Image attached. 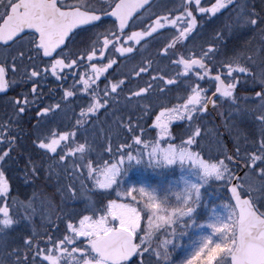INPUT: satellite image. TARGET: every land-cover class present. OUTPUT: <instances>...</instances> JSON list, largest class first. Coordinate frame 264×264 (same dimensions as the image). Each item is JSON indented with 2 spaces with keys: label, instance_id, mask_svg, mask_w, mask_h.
<instances>
[{
  "label": "snow or ice",
  "instance_id": "6c2138e0",
  "mask_svg": "<svg viewBox=\"0 0 264 264\" xmlns=\"http://www.w3.org/2000/svg\"><path fill=\"white\" fill-rule=\"evenodd\" d=\"M49 83L60 92L45 91ZM181 84L187 95L168 107ZM86 97L76 131L50 128ZM225 108L252 122L251 140ZM154 112L156 137L144 139ZM213 114L223 133L206 126ZM173 121L184 122L179 144ZM89 126L109 134L110 160L91 159L87 140L77 143ZM113 136H123L115 151ZM145 158L155 167L190 163L202 183L220 182L235 200L184 264H264V0H0V264H164L172 240L157 234L175 233L192 215L201 185L174 193V204L125 188L126 161ZM13 172L34 186L26 200L13 195ZM41 179L55 180L52 193L35 187ZM93 189H113L117 199L98 207L93 195L105 193Z\"/></svg>",
  "mask_w": 264,
  "mask_h": 264
},
{
  "label": "rangeland",
  "instance_id": "374dc122",
  "mask_svg": "<svg viewBox=\"0 0 264 264\" xmlns=\"http://www.w3.org/2000/svg\"><path fill=\"white\" fill-rule=\"evenodd\" d=\"M134 30H139V29L137 28L130 29V31H134ZM150 51L151 50L149 49V52L144 53V55L145 56L150 55ZM118 54L119 53H116L117 56ZM139 59L140 57L138 56L136 60L139 61ZM116 67L118 66H114V68ZM234 116L236 115L234 114L233 117ZM61 122L62 125L60 127L62 129L60 128V130L63 131L65 130L66 127H68L67 123H69L68 115L66 114L63 115V112L61 116ZM238 122L239 119L237 118V123ZM90 134L92 133L88 131V135ZM155 137L156 136L154 135L146 134L144 136V139H155ZM257 142H258V137H257ZM175 143L179 144L180 142H175ZM71 146L74 147L75 145H71ZM91 155L94 156L95 153H92ZM104 160H107V158H104ZM126 164L127 165L125 169L135 168L136 165H138V167L150 166L146 158L140 162L132 161L127 163L126 161ZM176 167L177 170H175ZM150 168L152 169L149 170V172L151 174H153L154 172L157 173L161 179L166 174V172H168V170L173 172V173L170 172L171 175H169V178L167 180V182H169V185H167L168 188L164 187V190L154 187L147 188L150 190H154L158 196L167 197L169 204H174L177 202L174 193L182 191L186 186L190 184L201 185L199 201L194 212L190 217L182 218L181 221L177 222V224L175 225L176 232L171 235L168 234L169 237L166 238V239H171L172 243L164 245V249L170 254V259L168 261H165L164 264H184V262L188 258H190V254L193 253L200 245L202 239L204 237H208L212 235V229L209 227V225L216 223L220 218L223 217V215L226 212L224 205L229 202V199L227 195L223 192L224 187H218L220 182H217L214 179H209L208 181L215 183L216 186L215 190L217 192L216 193L214 191L206 192L205 188H203L205 184L202 183L199 178V170L193 168L190 165V163L182 164L180 162H176L172 165L161 166V167L150 166ZM126 182L128 183V181ZM138 186L142 187L141 184ZM93 190H95V192L96 191L106 192L111 189L108 190L93 189ZM120 202H125V201L121 199ZM257 206L259 207L260 205L258 204ZM261 210L264 211V207H262ZM139 235L142 236L144 235V233L139 232ZM136 242L138 243L139 240L136 239ZM213 264H215V261H213Z\"/></svg>",
  "mask_w": 264,
  "mask_h": 264
},
{
  "label": "trees",
  "instance_id": "16d2710c",
  "mask_svg": "<svg viewBox=\"0 0 264 264\" xmlns=\"http://www.w3.org/2000/svg\"><path fill=\"white\" fill-rule=\"evenodd\" d=\"M158 41H162V37H157L156 40L153 41V44H152L151 49H150L151 50L150 51V54H154L156 52V50H157L156 44H157ZM137 62H138V60L133 61V62H129L125 68L124 67H120L119 70L121 72H127L133 66V64L134 63H137ZM165 63H167V62H165ZM109 71L111 72L112 70H109ZM119 78L124 79L125 77L124 76H120ZM133 79H135V77H133ZM146 79H148V77H145V80ZM145 80H140V81H138V83L142 85L145 82ZM205 85H203V86H205ZM100 86H101V88H103V86H104L103 83H101ZM130 87H134V85H130ZM182 90H183V84H181V86H180L179 89H173V91L168 94V96L166 97V103H167V106L168 107H171L172 105H174L175 103L178 102L175 99L176 95H178V94H183L185 96L187 95V93L186 92H183ZM123 95H128V93L125 92ZM179 102L182 103V101H179ZM142 103H146V101H142ZM74 104L77 106V109H74V113L72 111H70L68 113L69 123L67 124L68 127L65 128V130L66 131H69V132L76 131V128H77V126H76V118L79 117L80 108L81 107H84V108L87 107V105H88V98L86 97L82 101H75ZM121 110H122V112H127V109L124 108L123 106H121ZM139 110L140 109L138 108L137 111L139 112ZM159 110H160L159 108H156L155 109V112H158ZM155 112L152 114L151 118L150 119H147V122L143 124L144 128L146 129V132H145L144 136L146 134H150V135L156 136V131L151 128V122L155 118ZM224 112H225V117L227 118V122L229 124L233 123L234 121L231 119L233 116L228 117V112H227L226 108H225ZM234 117H237V115L234 116ZM99 119L101 121L104 120V113H103V111H101V113L99 114ZM206 119H207V125H206L207 127H209V128L219 127L220 128V131L222 133L224 132L223 121L221 120V118L218 115L213 114V115H211L210 117H208ZM134 122H135V117H134ZM183 124H184V122H181V121H173L172 125H170V131L173 132V142L174 143L175 142H181V138L177 136L176 126L177 125H183ZM237 124L239 125V127L241 129L244 130V134L245 135H248L249 140H251L252 139V136L249 133L250 132H254L252 122L249 121V120H247L246 118L239 117V122ZM89 131L92 134L88 135V132L85 134L83 132V130H81L80 134H78V136H77V143H83V142H85V140H87L88 144L91 145L92 148L94 149V152L93 153H95L94 156L91 155V157H90L91 159L95 160L97 153H103L104 158H107V160H110L111 159V156H109L107 154V152L104 151V149L107 147V142H108V136H109V134L107 132H105L103 134V136H101L99 134V131L97 130L96 134L94 135V133L91 130L90 126H89ZM137 134H139V130H137ZM184 138H186V137H184ZM121 139H123V136H120V137L113 136L112 137L113 151H115V148L118 147V141L121 140ZM243 144H244V139H243V136H242L241 137V145H243ZM228 145H229L230 148H232V145H231L230 142L227 144V146ZM232 150L235 151L234 148H232ZM140 167H142V166H140ZM141 169H143V167ZM175 170H177V167L175 168ZM138 172H139L138 165H136L135 168L125 169L123 171V173L121 175H122V183H123V186L125 188H127V187H137L138 188V179L141 178L140 174L138 176ZM147 172H148V170H145V173L146 174H148ZM170 172H172V171L168 170V172H166V174L162 177V179L156 173L151 174V176H154V177L156 176L155 177L156 179L155 180H153V179L150 180L149 181L150 184L153 185V187L156 186V188L161 189V190H164V187H166V184H167V180L169 178V175H171ZM126 181H128V183ZM203 188H205V191L206 192H210V191L211 192L214 191L215 193L217 192L215 190V188H216L215 183L214 182L212 183L211 181L210 182L208 181L204 185ZM223 192L227 195L225 188H223ZM93 193H105L104 195H93L94 201L96 202V204H97L98 207L105 205L107 203V200L108 199H117L116 192L113 189H111L109 191H106V192H98V191L95 192V190H93ZM143 222H146L145 219L143 220ZM157 237H158L159 240L166 239L168 237V233L167 232H164L163 230H161L157 234Z\"/></svg>",
  "mask_w": 264,
  "mask_h": 264
},
{
  "label": "flooded vegetation",
  "instance_id": "af4514ba",
  "mask_svg": "<svg viewBox=\"0 0 264 264\" xmlns=\"http://www.w3.org/2000/svg\"><path fill=\"white\" fill-rule=\"evenodd\" d=\"M115 56L117 55L115 54ZM105 63H107V61H105ZM48 87H56L57 93L60 92L59 88L53 83H49L44 90L47 91ZM58 98H59V95L56 96V99ZM46 102H51V98H47ZM61 115H62V112L52 117V123L50 124V128L53 131H60L59 127L61 125ZM20 167L22 168L23 165L21 164ZM11 175H12L11 185H12L13 195L18 196L19 199L21 200H26L28 197L31 196L34 190V186L31 183L23 182V180L21 179L22 173L13 172ZM41 185L44 186L45 190L48 193H52L54 191L55 180L53 179L51 181L45 182L43 179H41V180L36 181V184H35L36 188H39ZM57 200H58V197H57ZM37 223H39V221H37ZM17 227L22 228L23 226L18 225ZM25 231H27V229H25ZM12 235H15V233H12Z\"/></svg>",
  "mask_w": 264,
  "mask_h": 264
},
{
  "label": "water",
  "instance_id": "95a60500",
  "mask_svg": "<svg viewBox=\"0 0 264 264\" xmlns=\"http://www.w3.org/2000/svg\"><path fill=\"white\" fill-rule=\"evenodd\" d=\"M242 169H243V167H242ZM241 173H242V170L239 171L237 174L240 175ZM236 182H237V181H236ZM229 187H230V185H229ZM226 191H227V193H228V196H229V198H230L232 204H235V200L231 198V192L228 190L227 187H226ZM241 198H242V199H247V198H248V195H243Z\"/></svg>",
  "mask_w": 264,
  "mask_h": 264
}]
</instances>
